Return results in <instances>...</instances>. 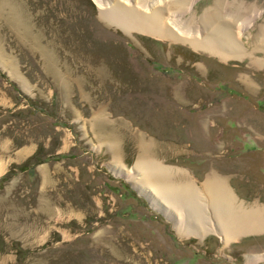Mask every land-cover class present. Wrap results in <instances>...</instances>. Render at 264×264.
I'll return each instance as SVG.
<instances>
[{"label": "rangeland", "instance_id": "rangeland-1", "mask_svg": "<svg viewBox=\"0 0 264 264\" xmlns=\"http://www.w3.org/2000/svg\"><path fill=\"white\" fill-rule=\"evenodd\" d=\"M160 6L193 32L222 13L234 15L232 33L249 23L244 56L126 32L94 0H0V264H251L264 254V232L228 244L179 235L161 203L111 168L133 169L151 143L148 157L174 167L173 180L195 176L201 188L222 177L247 211L264 210V0Z\"/></svg>", "mask_w": 264, "mask_h": 264}, {"label": "bare ground", "instance_id": "bare-ground-1", "mask_svg": "<svg viewBox=\"0 0 264 264\" xmlns=\"http://www.w3.org/2000/svg\"><path fill=\"white\" fill-rule=\"evenodd\" d=\"M94 1L103 19L126 32L140 31L161 39L182 41L196 50L208 51L224 59L244 56L240 37L250 24L240 22L236 32L232 33L231 22L235 17L229 13L221 12L218 17L220 23L217 24L215 18L206 19L210 24L204 31L198 28L193 32L182 20L168 14L169 7L160 6L164 2L177 4L179 0H154L152 5L142 0H121L124 4L120 0ZM188 10H192L191 5ZM151 146V143L141 144L142 152L133 169H127L117 160L111 168L116 175L131 178V184L150 201L153 208L161 211V203L170 212L167 214L165 210V216L173 222L179 235L204 237L209 232H215L221 236L224 244H228L243 233L264 231V210L246 211L226 186L224 178L213 176L201 188L191 181L185 184L177 182L172 177L178 173L174 167L165 166L148 157ZM247 258L249 263L256 264L264 261V254L249 255Z\"/></svg>", "mask_w": 264, "mask_h": 264}, {"label": "crops", "instance_id": "crops-1", "mask_svg": "<svg viewBox=\"0 0 264 264\" xmlns=\"http://www.w3.org/2000/svg\"><path fill=\"white\" fill-rule=\"evenodd\" d=\"M192 177V176H191ZM191 182H193V183H195L197 186L199 185V184H197L198 182H197V179L195 178V176H193L192 177V180H191ZM246 210V209H245ZM260 210V209H259ZM261 210H263L262 208H261ZM247 211V210H246ZM262 232H264V231H257V230H253V231H251V232H249V233H262ZM209 233H212V232H209ZM245 234V233H244ZM221 237V236H220Z\"/></svg>", "mask_w": 264, "mask_h": 264}]
</instances>
